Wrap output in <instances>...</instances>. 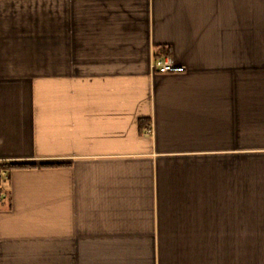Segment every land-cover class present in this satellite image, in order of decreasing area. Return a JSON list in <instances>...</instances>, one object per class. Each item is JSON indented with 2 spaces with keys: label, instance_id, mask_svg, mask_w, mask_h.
<instances>
[{
  "label": "crops",
  "instance_id": "crops-1",
  "mask_svg": "<svg viewBox=\"0 0 264 264\" xmlns=\"http://www.w3.org/2000/svg\"><path fill=\"white\" fill-rule=\"evenodd\" d=\"M0 264H264V0H0Z\"/></svg>",
  "mask_w": 264,
  "mask_h": 264
},
{
  "label": "built area",
  "instance_id": "built-area-1",
  "mask_svg": "<svg viewBox=\"0 0 264 264\" xmlns=\"http://www.w3.org/2000/svg\"><path fill=\"white\" fill-rule=\"evenodd\" d=\"M154 71H157L162 74L166 73H181L186 71V66L180 63H177L170 56H165L159 59H156L153 64ZM4 175H8L7 172L3 173Z\"/></svg>",
  "mask_w": 264,
  "mask_h": 264
},
{
  "label": "trees",
  "instance_id": "trees-1",
  "mask_svg": "<svg viewBox=\"0 0 264 264\" xmlns=\"http://www.w3.org/2000/svg\"><path fill=\"white\" fill-rule=\"evenodd\" d=\"M165 56H169V49L165 50L164 54L162 55H158L156 58L159 59V58H162V57H165ZM29 165H23V164H19V163H12L10 165H3L2 167L3 168H25Z\"/></svg>",
  "mask_w": 264,
  "mask_h": 264
}]
</instances>
